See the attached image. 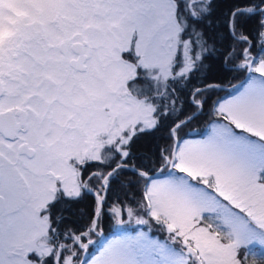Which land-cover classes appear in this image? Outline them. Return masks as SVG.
Listing matches in <instances>:
<instances>
[{
  "label": "snow or ice",
  "instance_id": "snow-or-ice-1",
  "mask_svg": "<svg viewBox=\"0 0 264 264\" xmlns=\"http://www.w3.org/2000/svg\"><path fill=\"white\" fill-rule=\"evenodd\" d=\"M0 264H264V0H0Z\"/></svg>",
  "mask_w": 264,
  "mask_h": 264
},
{
  "label": "trees",
  "instance_id": "trees-1",
  "mask_svg": "<svg viewBox=\"0 0 264 264\" xmlns=\"http://www.w3.org/2000/svg\"><path fill=\"white\" fill-rule=\"evenodd\" d=\"M254 55H258L260 54V49L257 48L256 50H254ZM236 74L235 73H232V74H229V75H226L223 77V86H226V85H229V84H232L236 81H238L239 79H234L233 77L235 76ZM224 89V88H223ZM227 91H231L229 89H224L223 91H220L218 94L220 96H223L225 95V93ZM206 125H207V118L206 117H203L201 118L198 122L194 123V125L192 126L191 129H185V132L188 133V136H199V133H202L206 130ZM159 135V134H158ZM160 143H163L162 141H160ZM110 220L109 219H105L104 221V225H103V228H104V232L105 234L107 233H110L111 230L110 228H108V224H109Z\"/></svg>",
  "mask_w": 264,
  "mask_h": 264
},
{
  "label": "rangeland",
  "instance_id": "rangeland-1",
  "mask_svg": "<svg viewBox=\"0 0 264 264\" xmlns=\"http://www.w3.org/2000/svg\"><path fill=\"white\" fill-rule=\"evenodd\" d=\"M241 78H242V77H241ZM198 138H199V137H198ZM108 225H109L108 227L110 228V230H115V228H114L115 226L112 224L111 221L109 222ZM132 225H134V223L130 224V225H129V228H130ZM104 226H105V225H104ZM112 235H113V234H112ZM112 235H110V236L108 235V238H111ZM95 237H96V236H93L92 239L95 240ZM154 237L157 238V239H162V238H159V237H157V236H155V235H154ZM255 252H256V258L259 259V256H260V253H261V249L259 248V246L256 247Z\"/></svg>",
  "mask_w": 264,
  "mask_h": 264
},
{
  "label": "bare ground",
  "instance_id": "bare-ground-1",
  "mask_svg": "<svg viewBox=\"0 0 264 264\" xmlns=\"http://www.w3.org/2000/svg\"><path fill=\"white\" fill-rule=\"evenodd\" d=\"M130 228H136L135 224L132 225ZM90 251H94V249L92 247H90Z\"/></svg>",
  "mask_w": 264,
  "mask_h": 264
},
{
  "label": "water",
  "instance_id": "water-1",
  "mask_svg": "<svg viewBox=\"0 0 264 264\" xmlns=\"http://www.w3.org/2000/svg\"><path fill=\"white\" fill-rule=\"evenodd\" d=\"M239 84V82H237L235 85H238Z\"/></svg>",
  "mask_w": 264,
  "mask_h": 264
}]
</instances>
